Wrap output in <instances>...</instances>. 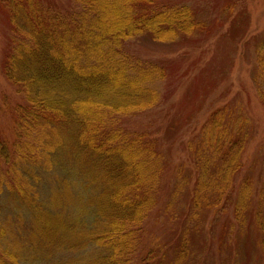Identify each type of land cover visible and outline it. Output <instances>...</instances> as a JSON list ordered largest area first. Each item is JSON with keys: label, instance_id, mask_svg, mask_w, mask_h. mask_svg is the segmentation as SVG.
Segmentation results:
<instances>
[{"label": "trees", "instance_id": "trees-1", "mask_svg": "<svg viewBox=\"0 0 264 264\" xmlns=\"http://www.w3.org/2000/svg\"><path fill=\"white\" fill-rule=\"evenodd\" d=\"M76 1L78 8L64 20L57 10L45 11L34 0L26 6L19 0L8 2L12 24L22 34L8 57L5 74L24 91L27 101L15 121L13 158L0 138V157H5L15 176L9 181L7 172L0 183V218L6 209L1 198L5 192L8 197L3 198L20 213L13 216L16 230L3 223L10 239L0 264H16L18 259L36 264L33 260L45 254L42 250L50 255L88 245L93 248L88 254L92 261L83 257L72 264H177L176 260L166 263L163 255L154 256L151 250L140 253L138 245L168 166L160 140L113 124L119 115L156 107L160 94L151 84L166 75L162 63L126 53V40L149 36L169 43L208 27L192 7L175 8L170 0ZM225 109L211 112L194 146L200 167L192 195L196 205L211 200L218 208L229 200L231 174L242 167L253 133L245 116L227 117ZM40 167L56 177L61 172L58 176L66 191L79 183L75 193L68 191V201H63L61 183L60 192L43 200L38 190L43 186L37 174ZM242 186L247 189L245 182ZM244 194L237 201L238 216L249 211L252 197L247 200ZM262 196L255 218L264 230Z\"/></svg>", "mask_w": 264, "mask_h": 264}, {"label": "rangeland", "instance_id": "rangeland-1", "mask_svg": "<svg viewBox=\"0 0 264 264\" xmlns=\"http://www.w3.org/2000/svg\"><path fill=\"white\" fill-rule=\"evenodd\" d=\"M34 1L45 11L52 8L60 12L62 20L78 8L76 0ZM8 2L0 0V138L10 148L13 158L16 155L13 142L17 140L15 121L27 100L24 91L5 74L8 57L14 52L15 44L19 45L22 34L12 24V6ZM27 2L19 0L24 6ZM168 3L175 8L192 7L208 29L169 43L137 36L126 40L124 46L126 53L160 62L166 69L164 78L151 84L160 94L159 104L140 113L119 115L113 124L114 128L121 126L128 132H146L158 137L168 163L161 178L158 202L140 233V253L151 250L154 256L163 255L166 263L176 260L177 264H264V230L255 218L264 195V0H170ZM223 106L228 110L227 117L230 113L245 116L253 133L243 152L242 167L231 174L229 200H223L218 208H214L211 200L194 205L192 195L200 168L194 160V146L201 139L199 131L208 116ZM7 172L9 181H13V168L4 156L0 157V183ZM37 174L41 176L43 186L38 190L44 201L60 192L61 184L63 201H68L69 190L75 193L78 189L79 183H74L66 191L64 180L61 183L58 176L61 172L57 171L56 177L40 167ZM202 178L206 180L208 176ZM186 179L187 183H183ZM243 182L247 189L243 188ZM243 191L247 200L252 199L249 211L245 210L242 217L236 213V206ZM7 193L1 197L6 209L1 216L3 220L0 218V257L5 255L4 244L10 239V234L5 236L3 223L8 222L16 230L18 223L13 216L20 214L4 199ZM8 215L10 221L6 220ZM42 251L45 254L33 260L36 264H72L80 263L83 257L92 261L88 254L93 248L88 245L72 252L62 249L50 255L48 250ZM18 261L16 264H22L21 259Z\"/></svg>", "mask_w": 264, "mask_h": 264}, {"label": "bare ground", "instance_id": "bare-ground-1", "mask_svg": "<svg viewBox=\"0 0 264 264\" xmlns=\"http://www.w3.org/2000/svg\"><path fill=\"white\" fill-rule=\"evenodd\" d=\"M8 242V241H7ZM7 242L4 244L5 246H7L8 244H7ZM6 251H3V253H5Z\"/></svg>", "mask_w": 264, "mask_h": 264}]
</instances>
